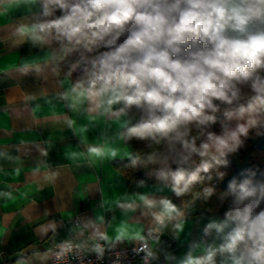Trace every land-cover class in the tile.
Segmentation results:
<instances>
[{
  "label": "clouds",
  "instance_id": "9594fccd",
  "mask_svg": "<svg viewBox=\"0 0 264 264\" xmlns=\"http://www.w3.org/2000/svg\"><path fill=\"white\" fill-rule=\"evenodd\" d=\"M30 2L39 5L40 19L17 27L12 44L47 49L45 62L63 66L61 85L68 86L56 95L65 111L51 119L77 138L87 166L119 157L134 169L151 167L154 173L146 174L162 185L160 191L167 188L175 198H187L178 205L169 196L125 195L112 202V210L122 217L150 218L147 227L131 228L121 219L110 235L97 226L109 223L100 215L80 227L78 238L66 233L54 248L37 251L61 264H75L80 254L94 255L103 264L106 254L127 244L140 264H264V181L251 178L228 182L221 190L228 204L222 219L207 222L203 237L182 255L164 250L162 243L170 229L178 240L196 201L208 202L216 191L195 187L211 181L214 166H227L242 137L264 125V0ZM245 89L251 93L247 99ZM222 105L228 107L216 131ZM97 128L90 140L89 131ZM135 142L149 151L132 147ZM215 175L224 180V172ZM57 176L47 171L43 180L53 182ZM144 184L141 179L138 186ZM0 197L16 198L11 191H0ZM43 214L49 216L50 210ZM37 228L47 239L63 231L54 219ZM9 231L0 227V242ZM107 259L131 264L119 251ZM13 264L25 260L15 258Z\"/></svg>",
  "mask_w": 264,
  "mask_h": 264
},
{
  "label": "crops",
  "instance_id": "0c3cea01",
  "mask_svg": "<svg viewBox=\"0 0 264 264\" xmlns=\"http://www.w3.org/2000/svg\"><path fill=\"white\" fill-rule=\"evenodd\" d=\"M39 11V5L30 0H0V191H11L16 197L8 201L0 197V227L11 230L0 242V264H13L15 258L24 259L25 264H49L51 257L38 249L53 247L66 233L78 238L80 227L100 215L109 223L97 226L110 235L115 234L121 219H127L131 228L147 227L150 218L131 213L122 217L119 210H112V202L125 195L169 196L178 205L184 199L175 198L167 188L160 191L161 184L145 183L140 187L139 181L128 180L114 165L115 161H122L119 157L88 167L79 155L77 138L54 124L53 114L65 111L56 95L68 86L61 85L66 74L63 66L57 68L54 63L45 62L47 49L37 51L30 44H12L15 29L39 20ZM29 96L33 98L27 99ZM115 128L113 124L109 134ZM99 131L90 130L89 139ZM45 150L46 157L41 155ZM37 166L39 172L34 171ZM47 171L58 173L53 182L43 180ZM34 181L39 182L41 190ZM45 209L50 210L49 216H44ZM53 219L63 231L47 239L40 235L37 225ZM219 219L222 214L204 209L196 201L178 240L173 239L171 229L165 231L163 248L182 255L188 244L203 237L207 222ZM19 253L22 255L18 257Z\"/></svg>",
  "mask_w": 264,
  "mask_h": 264
},
{
  "label": "trees",
  "instance_id": "16d2710c",
  "mask_svg": "<svg viewBox=\"0 0 264 264\" xmlns=\"http://www.w3.org/2000/svg\"><path fill=\"white\" fill-rule=\"evenodd\" d=\"M261 74L264 75V73ZM250 95L251 93L247 89H245V99H247ZM227 107L228 106L222 105L221 112L217 113L218 123L214 126V129L216 131L220 130V122L225 119L222 113ZM232 107H235V105H233ZM242 140L243 143L238 148V150L235 153L229 154V156L227 157V166H214V168L211 170L213 179L211 181H208L206 179L202 184H199L195 187L196 191H200L204 186H212L216 189L214 195L209 199L208 202H205L202 199L197 200L200 207L209 211H215L219 214H223V212L227 209L228 204L226 200L222 198L221 190L223 189L224 191H226V185L230 180L235 178L238 183L246 178H251L254 181H264V125L250 130L248 137H242ZM132 147L139 149L142 152L149 151V149L145 148L140 142H135ZM243 159L247 160V164L243 167H237L235 160ZM129 163L130 162L127 160H122L115 161L114 165L124 174V176L128 180L140 181L141 179H143L145 183L160 184L159 182L154 183L152 176L150 174H146L154 173V169L150 167L149 169L141 171L139 169H134L128 166ZM217 171L225 173L223 181H220L216 177L215 173Z\"/></svg>",
  "mask_w": 264,
  "mask_h": 264
},
{
  "label": "built area",
  "instance_id": "2783aa9c",
  "mask_svg": "<svg viewBox=\"0 0 264 264\" xmlns=\"http://www.w3.org/2000/svg\"><path fill=\"white\" fill-rule=\"evenodd\" d=\"M54 247H55V244L52 248ZM164 250H166V248H164ZM115 251H119L122 256L127 255L129 260L131 261V264H140L139 257H134L132 255V253L130 252L129 246L127 244L117 246L114 252ZM114 252L106 254V259L103 262V264H110V261L107 259V257L112 256L114 258ZM50 257H51L53 264H61L60 261H55L54 256H50ZM64 264H68V262H64ZM75 264H102V262L97 261L94 255L87 256L86 254H80L79 260L75 261Z\"/></svg>",
  "mask_w": 264,
  "mask_h": 264
},
{
  "label": "rangeland",
  "instance_id": "374dc122",
  "mask_svg": "<svg viewBox=\"0 0 264 264\" xmlns=\"http://www.w3.org/2000/svg\"><path fill=\"white\" fill-rule=\"evenodd\" d=\"M236 162V166L237 167H243L247 164V160L246 159H243V160H235Z\"/></svg>",
  "mask_w": 264,
  "mask_h": 264
}]
</instances>
